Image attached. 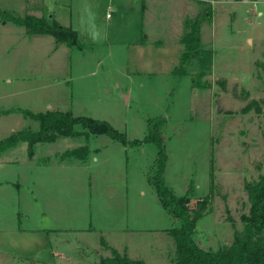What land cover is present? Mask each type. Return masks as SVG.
<instances>
[{"label": "rangeland", "instance_id": "rangeland-1", "mask_svg": "<svg viewBox=\"0 0 264 264\" xmlns=\"http://www.w3.org/2000/svg\"><path fill=\"white\" fill-rule=\"evenodd\" d=\"M25 1L0 0V109L14 111L0 121V140L36 130L38 122L24 112L52 105L103 119L140 142L98 133L58 136L55 145L42 143L37 158L87 145L85 165L81 171L33 169L35 186L17 185L30 168L24 144L7 151L0 168V251L9 264H43L54 252L99 264L113 255L101 237L120 253L174 264L167 229L179 222L147 178L159 150L142 142L149 120L151 127L161 124L166 185L175 196L190 189L191 209L210 199L195 223V241L212 250L229 245L250 208L245 183L264 174V0H46L45 8L77 33L81 44L72 47L50 35L27 36L14 20L24 16ZM194 22L200 23V48L211 57L193 54L185 73H175L181 38ZM139 39L149 46L152 66L140 61ZM156 47L169 49L162 59ZM18 115L25 120L16 122ZM73 130L86 131L80 124ZM62 258L56 264H77Z\"/></svg>", "mask_w": 264, "mask_h": 264}, {"label": "trees", "instance_id": "trees-1", "mask_svg": "<svg viewBox=\"0 0 264 264\" xmlns=\"http://www.w3.org/2000/svg\"><path fill=\"white\" fill-rule=\"evenodd\" d=\"M14 20L17 24L26 27L29 34L48 33L56 41L65 42L71 47L81 44L77 33L72 28L61 25L45 16L38 17L27 14L23 18H14ZM181 40L184 44V51L179 57L180 66L175 67L173 72L185 73L183 64L192 58L193 54L202 52L211 57L212 52L210 50L200 48V23L194 22L191 31L184 34ZM193 85L197 87L198 83L193 80ZM249 107L250 105L246 108ZM24 114L38 122V128L36 130L30 128L19 129L1 139L0 156L19 142H26L27 152L29 155H33L36 143L53 142L58 136H77L80 133L105 134L112 140L124 144L140 142L139 140H128L124 133L113 128L103 119H93L87 116L75 117L68 112L50 110L44 113H34L27 110ZM79 124L86 130L85 132L73 130L74 125ZM160 127V122L154 123L151 127L149 120L148 128L150 132L143 138L142 142H152L159 148L147 178L154 185L162 206L179 222L178 226L167 229V232L174 238L177 255L174 264H264V174H261L260 179L255 183H245L244 187L249 195L250 208L248 213L241 215L242 228L234 231L232 242L218 250L201 248L194 239V228L196 221L203 216L210 199L209 197H203L198 202L197 207L191 209L189 203L193 196L190 189L185 195L175 196L170 187L166 185L165 180H163L166 154L163 150L164 138L160 133ZM80 150L83 151V154L80 153L79 155L77 153ZM88 153L89 148L86 146H80L79 149H75L73 152L78 156H84ZM101 243L112 250L113 255L111 257H101L99 264H147L141 258L132 259L127 253H120L110 247L103 237H101Z\"/></svg>", "mask_w": 264, "mask_h": 264}, {"label": "crops", "instance_id": "crops-1", "mask_svg": "<svg viewBox=\"0 0 264 264\" xmlns=\"http://www.w3.org/2000/svg\"><path fill=\"white\" fill-rule=\"evenodd\" d=\"M45 1L46 0H28V1H25L24 2V7L22 9L23 11L25 10L24 16L27 15V14L35 15V16H38V17L45 16V17H47V18H49V19H51L53 21H56L57 23H60V21L58 20L56 14L53 13V12H51L48 8L47 9L45 8ZM24 16H19V17H24ZM15 17L16 18H19L18 16H15ZM4 24H6V23H4ZM61 25H64V24H61ZM64 26L70 27L69 25H64ZM22 27H24V26H22ZM70 28H72V27H70ZM3 29H5V28H3ZM0 32H1V30H0ZM25 33L27 34V36L33 37L35 39H40V37L42 38L43 36H48V35L52 36L51 34H48V33L29 34V33H27L26 27H25ZM54 40H55V38H54ZM141 40L142 39H139L137 41L138 42V44H137L138 46L136 45V47L138 49L137 51L139 53L140 61L142 62V65L143 66L145 65L144 66V68H145L147 66H152L153 65V62H152L151 59H148V58L146 59V51H147V48H149V46L148 45L147 46L144 45L143 44V41H141ZM55 42L56 43H60L62 41L58 42V41L55 40ZM176 47H177L176 49H180V45H177ZM156 48H157L156 50H158V52H157L158 58L159 59H162L161 58L162 57V54L164 53L165 49L167 50L168 48H166V47H164V48H162V47H156ZM154 50H155V48H154ZM154 64H157V61H154ZM140 71H142V70H140ZM6 80H8V82H12V79H10V78L9 79H6ZM49 108L51 109L50 111H58V110H54V108H53L52 105L49 106ZM49 108L39 109V112L44 113ZM45 109H47V110H45ZM27 110H29V109H27ZM30 111H32V110H30ZM13 112L14 111H13L12 108H10V109H0V121L2 119H4V118H7L8 116H10V113H13ZM32 112L37 113L35 111H32ZM59 112H61V111H59ZM63 112H68V111H63ZM17 113H20V112H17ZM23 120H25V119H19V115H18V117H16V120L15 121L19 123V122H21ZM13 130H15V129H12V128L10 129V131H13ZM57 141H58V139H56L53 142H48V141H45V142H46V144L55 145V142H57ZM45 142H39V143H36L34 145L35 150H34L33 155H29V153H28V156H27V159H26L27 160L26 161V164L28 166H30V168L28 170H26V172L22 175L24 177L23 180H21L22 177H19V179L17 181V185L18 186H21V184L18 183V182L23 183L24 181L30 182V183H32V185L35 186V183H34V180H33L34 178H33V175H32L33 174V169H40V168L41 169H46V168H51V169L52 168L53 169L54 168H59V169H63V168L74 167L76 169H79L80 171L82 170V167L85 165L84 162L87 159V157H86V155H84V156H78V155L73 154L72 150L73 149H76V148H71V147H65V146H63V148L52 149L51 154L47 155L42 160L40 158H37V157H39V149H40V147H42L41 146L42 143H45ZM118 142H120V141H118ZM18 144H24L23 146L27 148V143L26 142H19ZM16 146H14V147H16ZM81 146H87V145H81ZM14 147H11V148H14ZM78 148H80V147H78ZM6 152L2 153V155L0 156V168H2L3 166L6 165L5 163L2 162L3 161V155ZM72 158L75 159L74 164H72V161H71ZM11 161L15 162V160H8L6 163L8 164ZM5 182L8 183L7 181H5ZM105 241H107V240H105ZM107 243H108V245L110 247H112L115 250H117L115 248L116 247V244H112V243L110 244L108 241H107ZM9 250L10 249L7 248V249H5L4 252H8ZM117 251H119V250H117ZM128 255L132 259L141 258L144 261H146V259H147L146 263L147 262L148 263L154 262V260H152L153 259L152 256H150V254L145 257L146 259L138 251L129 252ZM7 258H9V255H5L4 253H1V251H0V264H9V261H8ZM61 258H62V256H60V253L54 252V254H51L50 255V258H49V260H47V262H42V261L41 262L43 264H56V261L57 260H61ZM63 260L65 261V263L68 262V261L70 262L71 260H73L77 264H83V263H85L83 259L74 260L71 256H66ZM12 262H14V261H12ZM150 264H152V263H150Z\"/></svg>", "mask_w": 264, "mask_h": 264}, {"label": "built area", "instance_id": "built-area-1", "mask_svg": "<svg viewBox=\"0 0 264 264\" xmlns=\"http://www.w3.org/2000/svg\"><path fill=\"white\" fill-rule=\"evenodd\" d=\"M107 17H110V15L108 14Z\"/></svg>", "mask_w": 264, "mask_h": 264}]
</instances>
